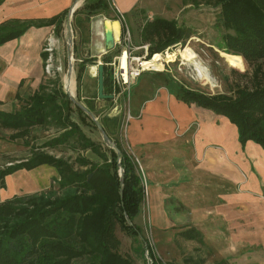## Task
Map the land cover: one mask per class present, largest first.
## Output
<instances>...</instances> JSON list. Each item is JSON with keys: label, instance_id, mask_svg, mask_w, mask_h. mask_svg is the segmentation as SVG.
I'll list each match as a JSON object with an SVG mask.
<instances>
[{"label": "trees", "instance_id": "trees-1", "mask_svg": "<svg viewBox=\"0 0 264 264\" xmlns=\"http://www.w3.org/2000/svg\"><path fill=\"white\" fill-rule=\"evenodd\" d=\"M3 1L0 0V4ZM206 2L219 9L216 27L221 34L214 40V45L223 52L241 56L246 71L231 70L236 74V80L225 93L187 87L168 71H149L147 81L167 87L184 103H193L225 118L236 127L241 146L252 141L264 152V0ZM110 12L115 16L111 17ZM67 13L68 9L46 19L5 20L0 23V45L17 38L30 27L53 25L55 34L61 35ZM101 14L112 20L124 17L117 13L110 0H84L72 14L73 32L83 35L89 29L91 17ZM140 29V43L148 44L147 59L183 43L192 34L179 26L177 19L160 17L145 20ZM78 48L79 41H75L73 52L76 53ZM119 51L116 49V54ZM112 54L108 51L101 58L105 94L118 92L112 88L111 71L106 65L114 56ZM80 56L77 55L80 61L75 76L76 97L80 101L86 99L84 105L99 118L106 134L121 150L122 195L120 197L115 151L103 141L95 142L84 134L78 122L86 121L96 127L70 100L62 88L60 75L54 70L36 91L23 99L18 110L13 113L0 111V127L16 130L11 139L26 137L30 128L37 125H51L60 130L56 137L39 147H49L46 150L31 152L27 158L8 160L0 165V189L5 188L6 176L18 169L31 170L39 165L55 168L57 175L52 181H57L58 185L48 191L0 200V264H135L131 254L121 251L118 232L131 238L132 253L145 259L144 252L147 251L152 264H162L156 261L141 226L135 222L143 210L146 193L140 174L131 156L114 137L119 132L120 118L110 111L115 105L122 106L127 93L122 92L111 99H98L97 91L94 95L80 94L86 68L94 65L97 59ZM45 57L43 53V61ZM96 99L106 104L105 108L96 109ZM71 138L79 146L74 150L89 149L98 160L92 161L77 153L71 162L47 151L54 149L50 147L69 144ZM178 233L180 237L203 242L194 228ZM225 261L216 264H226ZM193 263L201 264L202 260Z\"/></svg>", "mask_w": 264, "mask_h": 264}, {"label": "crops", "instance_id": "crops-1", "mask_svg": "<svg viewBox=\"0 0 264 264\" xmlns=\"http://www.w3.org/2000/svg\"><path fill=\"white\" fill-rule=\"evenodd\" d=\"M110 1L119 14L138 11L139 16L145 13L144 21L146 17L152 16L146 9H161L158 14H167L168 6L163 2L158 5L160 0ZM83 2L84 0H4L0 4V23L12 18H50L73 6L78 8ZM99 16L90 19L86 32L89 40L75 34L79 37V47L83 49L85 44L93 47V51L89 49L90 56L102 61L101 58L108 51L105 50L103 38L99 39L97 35L100 32L103 34L99 24H103L106 17ZM116 20L120 25V21ZM63 34L65 35V23L62 34L58 36L53 25L30 27L17 38L0 45V111L15 112L23 99L45 82L49 76L44 71L43 48L50 40L53 43L54 57L57 58ZM86 69L87 79L90 80L94 76L96 65L87 66ZM139 77L133 79L129 86L128 108L131 118L125 129L124 143L121 141L120 131L125 121L126 109L122 110V106L118 104L111 109L110 114H118L120 118L119 132L114 137L129 155L139 159L146 176L145 211L151 217L152 232L157 235L166 231L174 235L175 231L187 228H194L199 233L215 232L220 225L234 227L237 222L240 225L239 217H245L248 218V223L250 219L251 222L244 230L253 233L257 223L258 230L264 237V152L261 147L252 141L241 146L236 127L225 118L193 103L180 101L163 85L155 86L149 81L136 84ZM105 105L97 100L95 107L100 111ZM83 122H78L82 131ZM51 127L53 126H33L26 137L15 139L10 138L16 132L15 129L0 127V131L9 130L11 141L30 136L37 146H42L60 133L54 127L53 135L47 136ZM83 132L96 142L88 133ZM50 148L54 149L49 150L60 154L61 148L79 146L71 138L69 144ZM78 152L84 151L77 149L76 154ZM85 152L89 159L98 160L89 149ZM53 154L60 156L55 152ZM40 167L52 168L39 165L31 170Z\"/></svg>", "mask_w": 264, "mask_h": 264}, {"label": "rangeland", "instance_id": "rangeland-1", "mask_svg": "<svg viewBox=\"0 0 264 264\" xmlns=\"http://www.w3.org/2000/svg\"><path fill=\"white\" fill-rule=\"evenodd\" d=\"M162 2L164 5L168 6L166 10L167 14L165 16L158 14L161 9L151 8L149 10L146 9V11H150L152 13V17L157 16L167 20L177 19L178 25L192 31V34L190 37L186 38L183 43L174 45L167 49V52L173 55V61L163 62L164 66H162V69L160 70H145V72L142 73L138 79H136V84L146 82L148 80V76L151 74L149 71H168L173 74L179 82L187 87L196 89L202 88L209 93L228 92L231 85H233V82L236 80V74L232 73L231 70L233 69L239 73H243L246 71V64L243 59V68L231 63L228 56H226L228 53L219 50L214 45V40L219 38L221 34L220 29L216 27L219 9L214 8L211 4H208L206 0H160L157 4L161 5ZM186 4L188 5L184 6ZM137 13L139 12H129L123 17L130 32V43L134 46L141 44L139 39L140 28L144 23L143 17L145 16V13H141L139 16H137ZM110 15L111 17L115 16L113 12H110ZM95 16L100 17L99 15ZM105 19L109 18L106 17ZM114 20L116 21V19ZM99 28L101 31L103 29V24H99ZM82 36L83 38H86V40H89V34L86 32H84ZM97 36L99 39L103 38V34L101 32ZM78 38L79 37L74 33L73 45L75 41H78ZM83 47L84 48L82 49L80 46L78 50H76V53L73 52V72L69 81V88L75 96L77 93L75 89V76L78 62L80 61L79 58H77V55H81L80 57L83 58H90L89 49L92 50L93 48L87 44L83 45ZM121 48H123V44L115 46V48L110 50V52L113 53L112 55H116V49L121 50ZM184 48L190 49L193 54L195 53V59L206 72L208 80H202L198 76L192 60H184L179 55V51ZM165 53L166 52L164 51L162 58ZM57 58H55L53 54L51 68H55L57 70L61 78L62 88L64 89L67 85L66 41L64 34L62 36L61 49ZM97 62L98 61L96 59L94 65H97ZM96 91L95 69L94 76H92L90 80L87 79L85 73L80 94L83 96L94 95ZM84 100L86 99L83 98L81 100L83 104ZM97 100L98 99H96V102L94 101V106H97ZM99 101L100 100H98V102ZM126 107L128 108V102H122V110L126 109L125 111H127ZM125 114L126 112H124V116ZM76 116L77 115L74 114V117ZM127 123L125 124V122H123V126L120 131L121 141H123V143L125 140V129L127 128ZM82 125L83 131L94 138L96 142L100 143L103 141L96 128L86 121H84ZM54 130L55 128L51 127V129L47 131L46 135H53ZM39 147L40 146H37L36 142L31 139L30 136H28L27 139H17L15 141H11L9 139V130H1L0 165L4 164L8 160H21L22 158L29 157L31 152L46 150V148ZM49 151L51 153L55 152L59 154V152L55 150ZM81 154L82 156L87 157L85 151ZM59 155L73 162L77 154L74 148H61V153ZM131 157L137 168V172L139 173L140 169H142L140 161L132 155ZM16 162L18 161L16 160ZM6 165H8V163ZM117 174L120 177V169L117 170ZM56 175L54 167H40L30 171L26 169H18L5 177V188L0 189V199L12 196L31 195L42 191H48L51 187L57 188V181H52L53 177ZM146 206L147 203L145 193L142 203V208H144V210H142L140 215L135 219V222L141 226L143 235L151 246L156 261L158 260L162 264H195L193 263L195 260H202L201 264H216L220 260H226V264H264V237L262 232H259L260 230H258V224L255 223L257 227L254 225L256 230L253 229V233L244 230L245 226L250 224L251 219L248 223V218L239 217L240 225L239 222H237L234 227L220 225L215 232H201L200 235L203 238V242L200 243L196 240H189L180 237L178 233L179 231H175L174 235H172L171 232L166 231L155 235V233L152 232L153 224L149 212L145 211ZM118 235L122 241L121 251L131 254L135 264H152L151 259L146 255V252H144L145 259L142 258V256H139V254L136 255L132 253L130 249L131 238L120 232H118ZM191 259L194 261H191Z\"/></svg>", "mask_w": 264, "mask_h": 264}, {"label": "built area", "instance_id": "built-area-1", "mask_svg": "<svg viewBox=\"0 0 264 264\" xmlns=\"http://www.w3.org/2000/svg\"><path fill=\"white\" fill-rule=\"evenodd\" d=\"M152 16L146 17V20H151ZM120 21V34L119 37L115 40V46L123 44V48L116 55L112 56L109 62H106V65L110 68L111 71V79H112V88L113 90H118L116 93H112L113 97L118 96V94L122 92L127 93V98L125 99L128 102L129 96V86L133 79L140 76V74L145 70L153 69L152 66H145L143 64L144 60H149L153 57V55L147 59L148 54V44H139L138 46H134L130 43V32L127 25L124 22V18H118ZM46 57L44 60V71L47 75H53L55 68H51L53 61V43L49 40L45 43L43 48ZM166 48L159 54L162 56L163 52H167ZM124 54L125 61L124 65L122 64V55ZM98 63H102V61H98ZM97 63V64H98ZM163 64V63H162ZM164 66V64H163ZM125 124L130 120L131 115L129 109L125 111ZM140 178L141 183L145 189L147 188V181L144 171L140 169ZM147 254V251H145Z\"/></svg>", "mask_w": 264, "mask_h": 264}, {"label": "water", "instance_id": "water-1", "mask_svg": "<svg viewBox=\"0 0 264 264\" xmlns=\"http://www.w3.org/2000/svg\"><path fill=\"white\" fill-rule=\"evenodd\" d=\"M76 6L71 7L68 10L66 19H65V41H66V58H67V70H66V79H67V85L64 88V91L69 96L70 100L73 102V104L78 107L82 112L86 114V116L89 118L90 121L94 124L98 132L100 133L102 140L104 144L115 151L117 164L119 166V169L121 170L120 179H119V193L120 197L122 195V168L120 167L119 159L121 150L117 147V145L109 138V136L106 134V132L103 129V126L101 125L99 118L91 111L89 110L76 96L75 94H72L70 88H69V81L71 78V74L73 72V29L71 25L72 21V14L75 11ZM108 23L111 22H118L117 20H110V19H104L103 21V42L104 47L106 51H110L115 48V39L113 36L112 29L110 26H108ZM103 64L98 63L96 65V78H97V97L98 99H111L113 98L112 94H105L103 91ZM126 220L130 224V220L127 216Z\"/></svg>", "mask_w": 264, "mask_h": 264}, {"label": "bare ground", "instance_id": "bare-ground-1", "mask_svg": "<svg viewBox=\"0 0 264 264\" xmlns=\"http://www.w3.org/2000/svg\"><path fill=\"white\" fill-rule=\"evenodd\" d=\"M107 24L112 29L114 39H117L118 36H119V31H120L119 23L118 22H111V23L107 22ZM194 54L188 48H184L183 50L179 51V55L184 60H189V61L192 60L193 61V64H194V67H195V69L197 71L198 76L202 80H206V79L208 80V76H207L206 72L203 70V68L196 61ZM226 56H228V59H229V61L231 63H234L238 67L243 68V61H242V58L239 55L226 54ZM173 59H174L173 55L171 53H169V52H166L163 58H162V56L159 53H155L153 55V57L150 58L149 60H144L143 64L145 66H152L153 69L160 70V69H162V66H163L162 63L163 62H168V61H171V60L173 61ZM124 61H125V57H124V54H123L122 55V64L123 65H124Z\"/></svg>", "mask_w": 264, "mask_h": 264}]
</instances>
